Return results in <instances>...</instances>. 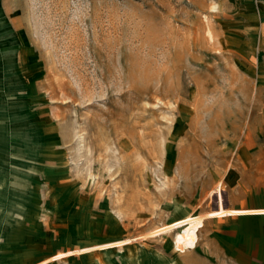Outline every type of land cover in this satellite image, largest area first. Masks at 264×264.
Segmentation results:
<instances>
[{"label": "rangeland", "instance_id": "1", "mask_svg": "<svg viewBox=\"0 0 264 264\" xmlns=\"http://www.w3.org/2000/svg\"><path fill=\"white\" fill-rule=\"evenodd\" d=\"M241 139L264 0H0V264H232L203 226Z\"/></svg>", "mask_w": 264, "mask_h": 264}, {"label": "crops", "instance_id": "2", "mask_svg": "<svg viewBox=\"0 0 264 264\" xmlns=\"http://www.w3.org/2000/svg\"><path fill=\"white\" fill-rule=\"evenodd\" d=\"M237 147L229 171L217 182L222 197L213 195L209 210L222 207L227 216L208 218L203 228L211 225L219 255L228 263L264 264V141L241 139Z\"/></svg>", "mask_w": 264, "mask_h": 264}, {"label": "bare ground", "instance_id": "3", "mask_svg": "<svg viewBox=\"0 0 264 264\" xmlns=\"http://www.w3.org/2000/svg\"><path fill=\"white\" fill-rule=\"evenodd\" d=\"M10 23V22H9ZM4 26V25H3ZM12 30V29H11ZM79 138H81V135L79 136ZM34 166V165H33ZM37 167V166H36ZM33 168V167H32ZM164 186H166V184L164 183L163 184ZM164 186H162V187H164ZM161 188V187H160ZM215 193H218V192H215ZM159 196V195H158ZM161 196V195H160ZM160 198V197H159ZM226 211V210H225ZM191 264H193L192 262H191Z\"/></svg>", "mask_w": 264, "mask_h": 264}]
</instances>
